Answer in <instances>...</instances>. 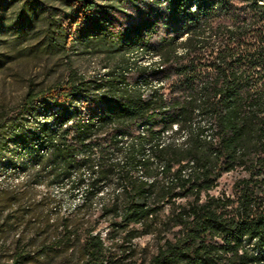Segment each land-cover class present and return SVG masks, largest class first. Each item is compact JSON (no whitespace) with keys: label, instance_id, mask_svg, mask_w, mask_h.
Here are the masks:
<instances>
[{"label":"trees","instance_id":"trees-1","mask_svg":"<svg viewBox=\"0 0 264 264\" xmlns=\"http://www.w3.org/2000/svg\"><path fill=\"white\" fill-rule=\"evenodd\" d=\"M67 6L45 49L101 56L103 74L86 79L69 64L60 83L29 85L0 124V159L12 147L6 166L83 189L82 203L114 186L101 207L111 226L156 242L142 264H264V0ZM29 11L18 17H38ZM42 102L50 126L34 117ZM172 127L181 143L161 141ZM230 173L231 194L212 195ZM81 250L79 264H108L100 235L88 233ZM24 261L16 253L12 264Z\"/></svg>","mask_w":264,"mask_h":264},{"label":"rangeland","instance_id":"rangeland-1","mask_svg":"<svg viewBox=\"0 0 264 264\" xmlns=\"http://www.w3.org/2000/svg\"><path fill=\"white\" fill-rule=\"evenodd\" d=\"M67 1L0 0V124L15 117L29 85L46 90L60 83L69 64L86 79L96 80L103 74L101 56L81 50L57 54L45 49L48 29L61 23L68 12ZM22 8L27 16L29 8H35L39 15L32 20L19 18ZM137 60L149 65L156 57L139 56ZM43 103L33 114L38 121L47 116L50 126L53 109L44 108ZM171 130L161 141L181 143L184 135L174 134V127ZM16 156L10 147L0 159V264H12L16 253L26 254L24 264H79L88 233L105 239L108 264H142L155 253L152 236L128 241L125 232L111 226L112 216L101 207L108 208L114 186L82 203L83 189L70 194L66 184L48 186L46 179L35 183V170L23 172L6 166ZM236 177L237 173L223 175L211 194L230 195Z\"/></svg>","mask_w":264,"mask_h":264},{"label":"bare ground","instance_id":"bare-ground-1","mask_svg":"<svg viewBox=\"0 0 264 264\" xmlns=\"http://www.w3.org/2000/svg\"><path fill=\"white\" fill-rule=\"evenodd\" d=\"M158 60V58L156 57V61Z\"/></svg>","mask_w":264,"mask_h":264}]
</instances>
